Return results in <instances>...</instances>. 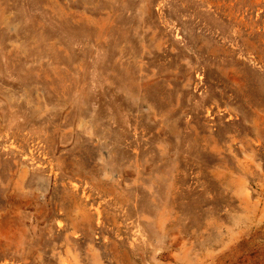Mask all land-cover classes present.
<instances>
[{
	"label": "rangeland",
	"instance_id": "1",
	"mask_svg": "<svg viewBox=\"0 0 264 264\" xmlns=\"http://www.w3.org/2000/svg\"><path fill=\"white\" fill-rule=\"evenodd\" d=\"M0 264H264V0H0Z\"/></svg>",
	"mask_w": 264,
	"mask_h": 264
}]
</instances>
